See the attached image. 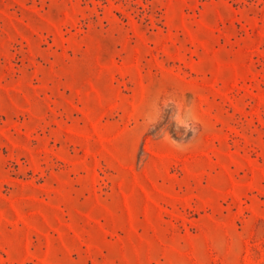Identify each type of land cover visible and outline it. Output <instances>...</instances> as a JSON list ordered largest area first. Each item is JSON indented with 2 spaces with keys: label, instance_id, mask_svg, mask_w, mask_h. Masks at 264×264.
<instances>
[{
  "label": "rangeland",
  "instance_id": "obj_1",
  "mask_svg": "<svg viewBox=\"0 0 264 264\" xmlns=\"http://www.w3.org/2000/svg\"><path fill=\"white\" fill-rule=\"evenodd\" d=\"M0 264H264V0H0Z\"/></svg>",
  "mask_w": 264,
  "mask_h": 264
}]
</instances>
